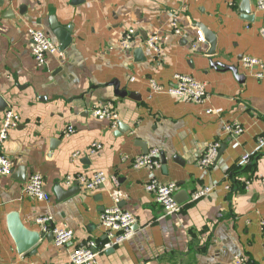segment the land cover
I'll return each instance as SVG.
<instances>
[{"label":"crops","instance_id":"0c3cea01","mask_svg":"<svg viewBox=\"0 0 264 264\" xmlns=\"http://www.w3.org/2000/svg\"><path fill=\"white\" fill-rule=\"evenodd\" d=\"M199 25L215 36L213 53ZM262 27L264 11L254 0H0V126L5 108L19 117L0 144L13 166L10 176L0 175V264H70L71 250L103 241L99 216L112 206L134 216V234L97 251L96 264H233L236 255L264 264V147L256 143L264 133V77L241 61H264ZM30 28L57 45L41 67L30 52ZM128 29L135 32L130 50L121 45ZM150 37L158 52L147 47ZM176 73L205 83L207 99L151 89V81L172 85ZM106 101L114 104L115 126L91 113ZM231 121L244 128L232 138L221 131ZM69 125L74 132L66 135ZM214 140L217 158L201 167L203 147ZM152 148L160 167L134 168L132 159ZM245 153L252 158L242 165ZM94 171L109 180L92 191L63 183ZM31 173L43 177L47 201L23 192ZM150 179L177 185V213L166 214L145 191ZM202 187L208 194L192 200ZM12 213L38 238L23 252L8 229ZM43 227L70 228L73 239L55 246Z\"/></svg>","mask_w":264,"mask_h":264},{"label":"built area","instance_id":"2783aa9c","mask_svg":"<svg viewBox=\"0 0 264 264\" xmlns=\"http://www.w3.org/2000/svg\"><path fill=\"white\" fill-rule=\"evenodd\" d=\"M257 9L264 11V0H254ZM174 33H179V28L175 20H171L168 24ZM264 36V27L260 29ZM30 41V52L38 67L46 63L47 56L58 52L57 45L53 40L39 29H28ZM135 39V32L132 29L126 30L121 36V45L124 49H132ZM203 36L199 34L200 41H203ZM155 38L150 37L146 40V45L155 52L159 51L155 43ZM242 65L246 68L257 69L254 76L258 79L264 77V61L251 57L242 58ZM151 89L155 92H167L179 99H184L194 103H201L208 97L206 85L203 82L196 81L190 76L176 73L173 75V84L168 87H163L158 83L151 81ZM208 112H210L208 110ZM92 115L100 120H108L112 126L116 125L117 114L114 110L112 101H106L100 106L91 108ZM19 117L11 108H5L3 112L2 124L0 126V144L7 138L8 131L15 128L18 124ZM243 126L237 121L226 122L222 124L221 131L227 137H236L243 132ZM74 132L73 126H67L65 134ZM257 150L264 147V133L256 139ZM220 141L214 140L207 143L203 147L202 154L198 160L201 167L212 166L217 158ZM99 146L95 143L90 147V152H95ZM76 154V153H75ZM252 154L245 153L240 158V163L246 165L250 162ZM134 168L156 169L161 165L159 150L156 148L150 149L144 154L137 155L132 159ZM13 173V166L3 155H0V175L10 176ZM109 177L103 171H94L91 174L77 173L76 175H67L63 179V183L71 187L78 186L84 191H92L104 182L108 181ZM264 181V178L262 179ZM112 181L117 183L115 178ZM248 184V181H246ZM146 192L154 196L155 201L163 208L168 215L177 213L180 209L179 203L175 199L177 185L173 182L161 183L156 179H150L144 184ZM23 192L27 195L41 201H47L49 195L44 190V180L39 173H31L23 184ZM209 192V187H202L194 190L191 193V199L197 200ZM49 218L39 219L40 223H46ZM100 225L104 230V239L101 243H96L93 240L88 241L85 245L71 250L69 255L70 264H96L97 251H106L114 248L117 245L125 242L134 234L133 225L135 223L134 216L118 206H112L104 209L99 216ZM44 230H50L53 236L55 246L61 247L68 245L73 239V231L66 227H43ZM262 234L264 235V222L262 225ZM233 264H252L251 261L244 255H236L233 258Z\"/></svg>","mask_w":264,"mask_h":264},{"label":"water","instance_id":"95a60500","mask_svg":"<svg viewBox=\"0 0 264 264\" xmlns=\"http://www.w3.org/2000/svg\"><path fill=\"white\" fill-rule=\"evenodd\" d=\"M247 3V6L249 5V2H246ZM241 12L244 14L243 15V18L246 19V20H249V11L248 9H243L241 10ZM201 26V29L203 30V33H204V37L205 39L208 41L209 43V47H210V51H209V54L210 53H213L214 52V48H215V43H216V40H215V36L209 32L205 27H203L202 25H199ZM223 68H226V69H229L231 70L235 75H237V71L235 68H232V67H228V66H225L223 65ZM115 92L116 94L118 95H123L125 96L127 93L123 92V93H120L118 92L117 90V84L115 83ZM221 149H220V152L219 154L221 153ZM165 159L164 157H162V165L163 167L165 166ZM15 179L19 180V181H24V178L22 175L18 174V175H15L14 176ZM184 194V197L185 198H188V195L186 192H183ZM8 229H9V232L12 236V238L14 239L15 241V244L17 246V249L19 252H23L25 250H27L28 248H30L35 242L36 240L38 239L37 236L34 234V233H31L29 232L27 229H25L22 225V223L20 222L18 216L16 215V213H12L9 215L8 217Z\"/></svg>","mask_w":264,"mask_h":264}]
</instances>
